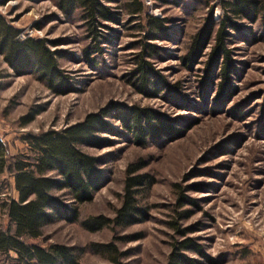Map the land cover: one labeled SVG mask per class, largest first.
Instances as JSON below:
<instances>
[{"label": "rangeland", "instance_id": "374dc122", "mask_svg": "<svg viewBox=\"0 0 264 264\" xmlns=\"http://www.w3.org/2000/svg\"><path fill=\"white\" fill-rule=\"evenodd\" d=\"M3 1L0 0V12L21 29L33 30L31 38L64 41L52 47L66 52L59 64L75 85V90L57 94L34 74L17 75L0 55V138L10 153L28 148L23 139L26 135L61 130L111 102L154 106L181 117L180 121L196 122L173 141L138 146L126 133L105 134L112 139L109 146H83L91 154L106 156L107 162L101 165L106 184L97 190L93 201L79 205L78 221L55 220L44 226L41 238L32 241L45 246L57 242L72 245L83 264H112L105 255L93 252L92 245L129 235L132 239L128 242L117 240L126 253L122 264H169L172 244L178 236L167 222L175 216L182 191L197 200L199 209L185 206L194 214L181 224L198 228L190 236L203 243L219 264H264L263 22L241 20L244 28L232 40L239 66L237 93L221 104L214 100V92L202 91L198 82L206 57L194 70L184 68L180 62L207 10L196 0L186 1L191 6L189 10L160 0H144L149 12L167 15L173 22L174 40L158 41L163 52L155 64L168 79L182 82L185 97L174 98V104L161 96L164 93L148 97L137 92L128 81L135 52L131 44L136 37L127 23L113 25L117 39L114 45H104L106 54L98 67H92L83 60L82 50L88 41L81 22L62 13L56 0ZM221 14V7H216L215 18ZM37 109L40 113L35 119L24 124L23 117ZM109 121L119 127L115 119ZM141 158L146 161L141 172L148 173L154 181L138 195L149 216L127 227H106L97 232L82 227L81 221L87 217L116 215L123 200L127 165ZM200 170H206V174H200ZM1 180L5 182L2 192L15 196L13 178L4 174ZM7 223L8 217L0 208V224ZM0 264L14 262L0 253Z\"/></svg>", "mask_w": 264, "mask_h": 264}, {"label": "trees", "instance_id": "16d2710c", "mask_svg": "<svg viewBox=\"0 0 264 264\" xmlns=\"http://www.w3.org/2000/svg\"><path fill=\"white\" fill-rule=\"evenodd\" d=\"M160 1L191 9L187 0ZM196 1L207 12L202 17V24L191 35L180 62L184 68L194 70L201 58L206 57L197 77L201 90L214 92V100L225 104L237 93L235 80L239 66L234 58L232 40L244 28L241 20H260L264 24V0ZM56 6L69 19L81 22L84 38L88 41L82 50L83 60L90 66L100 65L101 57L106 54L104 45H114L117 38L113 33L117 31L113 25L127 23L136 37L131 44L135 52L128 80L133 88L148 97L164 93L161 96L174 104H177L174 98L185 97L182 82L168 79L155 64L163 52L158 41L174 40L175 29L169 16L149 12L144 0H56ZM218 6L222 14L215 18ZM124 16L127 17L124 19ZM21 30L0 12V55L5 62L17 75H36L57 94L75 90L73 78L59 64V58L66 52L52 47L64 41L19 39ZM39 111L28 112L23 123L31 122ZM110 118L115 119L119 127L111 123ZM181 119L154 106L111 102L61 130L26 135L23 139L28 142V148L24 152L10 153L7 143L0 138V208L8 217L6 225L0 224V253L11 258L14 264H83L77 256V248L72 245L57 242L45 246L32 241L41 238L44 226L55 220L78 221L79 205L93 201L97 190L106 184V172L101 167L107 162L106 156L91 154L83 146H109L112 139L105 134L126 133L138 146H146L151 141H173L196 124L193 119L184 122ZM144 166L143 158L127 165L123 200L115 216H90L81 221L82 227L97 232L106 227H127L145 220L149 211L140 204L138 195L154 181L148 173L141 172ZM200 172L206 174V170ZM4 174L13 178L17 197L2 192ZM1 195L6 197L1 198ZM179 195L175 216L167 222L178 236L172 244L169 264H219L217 257L206 252L203 243L190 236L198 228L181 224L194 214V210L185 206L199 209L197 200L182 191ZM130 239L129 235L115 236L113 241L95 243L91 249L105 255L112 264H122L126 253L121 251L117 240L128 242ZM12 252L15 255L11 257Z\"/></svg>", "mask_w": 264, "mask_h": 264}, {"label": "built area", "instance_id": "2783aa9c", "mask_svg": "<svg viewBox=\"0 0 264 264\" xmlns=\"http://www.w3.org/2000/svg\"><path fill=\"white\" fill-rule=\"evenodd\" d=\"M32 33H33V30H21L20 31V34H19V36H18V38L20 39V38H22V39H25V38H27V37H30V36H32Z\"/></svg>", "mask_w": 264, "mask_h": 264}, {"label": "crops", "instance_id": "0c3cea01", "mask_svg": "<svg viewBox=\"0 0 264 264\" xmlns=\"http://www.w3.org/2000/svg\"><path fill=\"white\" fill-rule=\"evenodd\" d=\"M13 23V22H12ZM16 26V25H15ZM18 27V26H17ZM20 28V27H19ZM14 197H17V194L14 196Z\"/></svg>", "mask_w": 264, "mask_h": 264}]
</instances>
